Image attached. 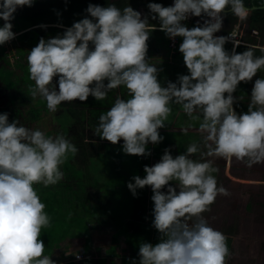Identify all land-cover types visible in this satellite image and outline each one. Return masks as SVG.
Instances as JSON below:
<instances>
[{
  "label": "clouds",
  "instance_id": "clouds-1",
  "mask_svg": "<svg viewBox=\"0 0 264 264\" xmlns=\"http://www.w3.org/2000/svg\"><path fill=\"white\" fill-rule=\"evenodd\" d=\"M34 3L0 0V45L16 37L11 21L17 10ZM147 8L148 14H142L130 4L122 9L114 3L89 4L88 15L62 35L41 37L27 55L29 79L35 85L31 98L43 99L55 113L65 102H84L89 96L105 101L122 88L127 99L117 92L93 132L112 144L122 139L124 154L144 157L152 154L149 144L165 139L159 130L178 105L189 118L188 127L198 123L200 139L176 156L166 148L157 163L145 165L143 178L135 175L128 182L133 196L151 187L152 226L160 234L155 244L140 243L139 259H131V264H227L232 255L228 238L210 226L203 213L212 210L218 196L229 195L217 186L215 160L235 158L249 168L264 163V77L254 81L247 112L234 107L243 99L234 95L240 83L264 70V46H246L239 53L236 48L242 42L236 32L215 35L223 28L226 10L240 21L247 18L245 0H173L167 7L151 2ZM149 16L159 21L169 39L182 41L179 52L188 74H179L166 86L158 79L162 69L147 55L150 33L157 27ZM191 17L203 22L189 28L185 21ZM229 41L231 51L225 48ZM256 49L262 55H255ZM77 152L64 135H46L18 119L9 122V114L0 113V264H57L44 254L40 236L51 226V217L35 185L60 182L62 165ZM197 153L200 159L193 158Z\"/></svg>",
  "mask_w": 264,
  "mask_h": 264
},
{
  "label": "trees",
  "instance_id": "trees-1",
  "mask_svg": "<svg viewBox=\"0 0 264 264\" xmlns=\"http://www.w3.org/2000/svg\"><path fill=\"white\" fill-rule=\"evenodd\" d=\"M151 2L160 3L166 7L173 4V0H35L32 7L24 6L14 14L15 19L12 22L15 33L18 35L11 42L9 48L6 47V43L0 45V113H8L9 122L18 119L29 128H38L36 122L42 121L43 113H46L52 127L49 126V129L40 127L41 130L49 136L62 134L78 148V152L74 156L70 154L68 160L62 165L64 176L60 182L48 187L40 184L35 185L41 201L46 205L45 211L51 217L49 231L48 233L42 232L40 239L45 235L52 238L69 235L58 231L65 229L67 224L73 222L75 209L90 202L88 199H78L77 194H86L93 188L102 191L100 186H97V182L93 184L90 181L99 172V163L106 160L107 153L111 156L117 154L120 156L118 148L123 144V140L121 139V143L112 144L94 134L93 128L98 123V117L101 113L106 112L107 108L95 109L86 105V101L77 100L71 103L65 102L58 107L55 113H52L47 110L46 101L43 99L37 97L32 100L30 90L35 85L34 81L29 79L28 51L39 43L41 37L47 39L58 34L62 35L67 27L83 19L88 15L85 10L89 4L107 7L114 3L121 9L129 4L131 6L138 5L143 8L144 14H148L147 5ZM245 6L259 9L250 12L243 21L226 10L227 15L223 21V28L215 35L227 36L234 31L236 26L246 25L247 33L243 34L246 43L251 46H264V8H262L264 4L261 3V0H245ZM197 21L203 22L200 17H191L190 20L185 21V24L192 28ZM149 23L157 25V27L150 33L147 42V55L151 58L150 63L156 64L158 68L162 69L158 79L166 86L169 80L175 82L179 74H188V69L184 64L182 53L179 52V47L175 48L176 50L173 49L170 46V39L165 32L159 29V21L152 20L149 16ZM3 24L4 21L0 19V26ZM42 25L47 27H42ZM254 31L258 34L253 35ZM225 48L231 51L233 44L226 43ZM245 50H247L246 45L236 48L239 53ZM173 51L176 54H173ZM255 55L259 56L262 53L256 49ZM260 77H264V72H258L252 81L254 82ZM56 80L58 77L54 78V82ZM247 89L251 94L252 88L247 87ZM117 92L122 93V98L127 99L121 88L110 92L109 96L113 102ZM88 100H90L89 102H98L92 96H89ZM99 102L104 103L105 101ZM243 105L247 112L248 108H246L245 102ZM173 106L175 114L186 116L178 105ZM49 113L53 115H49ZM140 158L143 161H148L146 157H137V159Z\"/></svg>",
  "mask_w": 264,
  "mask_h": 264
},
{
  "label": "crops",
  "instance_id": "crops-1",
  "mask_svg": "<svg viewBox=\"0 0 264 264\" xmlns=\"http://www.w3.org/2000/svg\"><path fill=\"white\" fill-rule=\"evenodd\" d=\"M242 40L244 42L241 45L251 46L245 39L242 38ZM228 43L233 44L231 41ZM262 72L264 70L259 73ZM253 85V81L241 82L234 93L235 96L243 97L239 103L245 102L246 108L251 95L247 87L252 88ZM172 107L173 112L169 121L166 122L167 129L159 130L167 133V140L158 145L149 144L152 154L146 157L148 161L137 159L144 156L124 154L121 146L118 148L120 159L107 153L106 160L100 161L99 172L90 182L93 184L97 182V186H100L102 191L93 188L86 194H77L78 199H88L90 202L75 209L73 222L67 224L65 229L58 231L69 235L56 238L45 235L41 238L45 244V255L52 256L57 264H131V259H139L141 242L152 244L159 242L160 234L152 226L151 196L153 192L151 187L145 186L143 189H138V195L133 196L127 184L135 175L143 178L146 175L145 165L152 166L157 163L166 148H170L172 155L176 156L184 152L189 143L199 141L198 124L192 127L180 124L179 118L183 116L175 114L174 106ZM234 107L237 110L236 105ZM184 129L187 131L185 132ZM124 155L126 158H123ZM193 158L200 159L199 153L194 154ZM214 166L219 169L218 172L213 173L217 178V186L225 187L229 195L218 196L211 206L212 210L203 213V216L210 226L227 236V243L232 254L227 264H246L251 260V250H253L249 237L251 236L249 235L251 233V203L248 200L242 208L241 186L244 188L251 186V178H239L235 175V170H239L242 166L246 169L251 168L235 158L231 162L215 160ZM110 174L112 177L122 174L123 180L120 181L121 183L114 182L115 188L108 184ZM170 183L174 186V182ZM247 219L250 220L249 223H246ZM48 231V228L42 230L44 233ZM79 255L81 258L77 259Z\"/></svg>",
  "mask_w": 264,
  "mask_h": 264
},
{
  "label": "rangeland",
  "instance_id": "rangeland-1",
  "mask_svg": "<svg viewBox=\"0 0 264 264\" xmlns=\"http://www.w3.org/2000/svg\"><path fill=\"white\" fill-rule=\"evenodd\" d=\"M132 7L135 10L140 11L142 14H144V10L143 8L139 7L138 5H132ZM190 20V19H189ZM11 23L13 24V22L11 21ZM14 25V24H13ZM240 26V25H239ZM13 31L14 27H13ZM256 32V31H254ZM246 25H241L239 30H238V36L237 37H241L245 38L243 36V34H246ZM258 34V32H257ZM18 35V34H16ZM253 35H255L253 33ZM16 39V37H15ZM13 39V40H15ZM13 40L9 41L6 43V47L9 48V46L11 45V42H13ZM172 42V39H170V44ZM9 50V49H8ZM14 52V51H11ZM111 93H109L110 95ZM91 100V99H90ZM90 100L86 101V105L93 107L95 109L98 108H107V110L110 109L111 104L113 103V100L111 98V96L108 97L107 100H105L104 103H100L98 102H89ZM237 108H238V112H245L244 109V105L241 103L237 104ZM49 115H53L52 113H49ZM43 118L42 116H40L43 120L36 122L37 123V127H45L49 129V126H51V124H49V120H48V114L43 113ZM179 123L180 124H187L189 125L190 121L188 117H180L179 118ZM198 123H193V125H196ZM167 127V124H166ZM162 128V129H167V128ZM42 128H40L41 130ZM162 136L165 137V139L162 141V143H165L167 140L166 134L165 132H160ZM113 157H116L118 159H120V156L117 154ZM123 158H126V156L124 155ZM122 158V159H123ZM236 173L235 175L238 176L239 178H243V179H250L251 178V186H247L244 188V186H241V192L243 194V196L241 197V206L242 208H244L245 202H247L249 200L250 204V212H251V233H249V235L251 234V236H249L251 239V260L246 263V264H264V248L262 247V245L264 244V235L260 236L258 235V232H256L254 228L257 227V225L259 224V222L264 223V163L261 164H256L253 165V167H251V169H246L243 166L239 168V170H235ZM121 175L112 177V174H110L109 177V186L115 188V183L117 182L119 183L121 180H123L121 178ZM121 183V182H120ZM112 191V190H111ZM246 223H249L250 220L247 219L245 220ZM257 223V224H256ZM242 235V234H241ZM246 237H248V235H246ZM244 238V237H243ZM260 259V261L258 260ZM245 264V263H242Z\"/></svg>",
  "mask_w": 264,
  "mask_h": 264
},
{
  "label": "built area",
  "instance_id": "built-area-1",
  "mask_svg": "<svg viewBox=\"0 0 264 264\" xmlns=\"http://www.w3.org/2000/svg\"><path fill=\"white\" fill-rule=\"evenodd\" d=\"M240 26L237 27V30L235 31L237 33L238 36V30H239ZM255 35H257V32H253ZM183 39V38H182ZM238 40H240L243 44L244 40H242V36L241 37H237ZM244 39V38H243ZM182 43V41L179 39V37H177L175 40H172L170 46L175 49L177 47H179V45ZM176 50V49H175ZM173 54H176L175 51H173ZM79 257L81 258V255H79Z\"/></svg>",
  "mask_w": 264,
  "mask_h": 264
},
{
  "label": "flooded vegetation",
  "instance_id": "flooded-vegetation-1",
  "mask_svg": "<svg viewBox=\"0 0 264 264\" xmlns=\"http://www.w3.org/2000/svg\"><path fill=\"white\" fill-rule=\"evenodd\" d=\"M254 229H256L255 230L256 232H258L259 237L264 235V223L259 222V224L257 225V227L254 228ZM262 247L264 248V244L262 245ZM258 260L260 261V259H258Z\"/></svg>",
  "mask_w": 264,
  "mask_h": 264
},
{
  "label": "water",
  "instance_id": "water-1",
  "mask_svg": "<svg viewBox=\"0 0 264 264\" xmlns=\"http://www.w3.org/2000/svg\"><path fill=\"white\" fill-rule=\"evenodd\" d=\"M262 8H264V7H262ZM248 9H250V11H249V13H250V12H252V11H254V10H256V9H259V8H257V7H252V8H248Z\"/></svg>",
  "mask_w": 264,
  "mask_h": 264
}]
</instances>
